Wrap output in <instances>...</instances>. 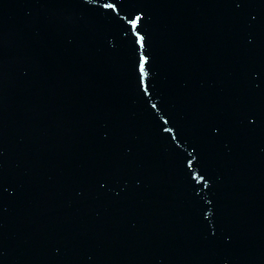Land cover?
Masks as SVG:
<instances>
[{
	"label": "water",
	"instance_id": "95a60500",
	"mask_svg": "<svg viewBox=\"0 0 264 264\" xmlns=\"http://www.w3.org/2000/svg\"><path fill=\"white\" fill-rule=\"evenodd\" d=\"M0 264H264V0H0Z\"/></svg>",
	"mask_w": 264,
	"mask_h": 264
}]
</instances>
